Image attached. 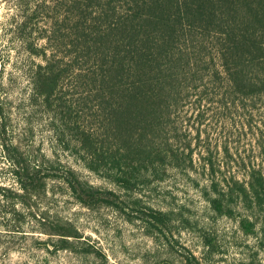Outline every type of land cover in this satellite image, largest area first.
<instances>
[{
  "label": "trees",
  "instance_id": "trees-1",
  "mask_svg": "<svg viewBox=\"0 0 264 264\" xmlns=\"http://www.w3.org/2000/svg\"><path fill=\"white\" fill-rule=\"evenodd\" d=\"M16 6L14 33L42 59L30 74L31 105L46 114L64 150L116 188L95 186L71 167L34 166L20 153L10 156L18 190L0 187L3 195L13 192L30 205L49 178L59 177L79 203L114 207L142 219L150 233L167 235L173 212L132 194L163 180L170 168L193 164L192 150L184 155L172 142L178 136L172 106L184 89L223 78L237 95L264 93V0H16ZM75 82L87 86L77 96L70 91ZM82 97L95 106L90 121L98 125L87 123ZM209 165L215 172L211 157ZM210 185L216 213L238 217L244 233L258 234L264 165H251L247 180L233 177L222 188L213 179ZM50 233L59 236L55 248L76 249L81 240L67 222H56ZM85 251L98 253L91 245ZM185 261L204 264L192 252Z\"/></svg>",
  "mask_w": 264,
  "mask_h": 264
},
{
  "label": "rangeland",
  "instance_id": "rangeland-1",
  "mask_svg": "<svg viewBox=\"0 0 264 264\" xmlns=\"http://www.w3.org/2000/svg\"><path fill=\"white\" fill-rule=\"evenodd\" d=\"M17 12L16 0H0V187L18 190L10 156L22 153L34 166L71 167L95 186L116 188L64 150L46 114L31 105L30 74L42 59L15 35ZM86 88L75 82L70 91L77 96ZM231 91L223 78L183 90L178 105L172 106L178 132L172 142L184 155L192 150L193 164L184 170L170 168L163 180L132 194L144 204L173 212L167 235L150 233L142 219L114 207H87L62 178L51 177L45 192L28 200L30 205L0 189V264H186L190 252L204 264H264L262 215L257 214L259 233H244L238 217L218 215L208 199L215 194L213 179L224 188L233 177L247 180L251 165H264V93L249 97ZM78 104L87 123L98 125L90 121L97 113L90 99L82 97ZM173 132L170 127L168 137ZM237 208L248 214L239 201ZM56 222L77 228L81 240L76 249L55 248L59 236L50 232ZM88 245L98 253L86 252Z\"/></svg>",
  "mask_w": 264,
  "mask_h": 264
}]
</instances>
